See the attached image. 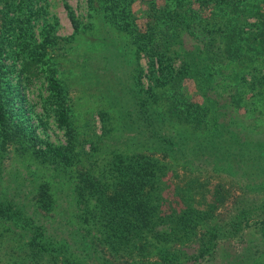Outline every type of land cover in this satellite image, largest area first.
Listing matches in <instances>:
<instances>
[{
  "label": "trees",
  "instance_id": "1",
  "mask_svg": "<svg viewBox=\"0 0 264 264\" xmlns=\"http://www.w3.org/2000/svg\"><path fill=\"white\" fill-rule=\"evenodd\" d=\"M137 1L86 0L84 20L63 0L74 31L61 36L41 19L50 0H0V264H264V201L231 213L235 184L202 175L264 190V124L246 104L264 105V0L150 1L144 28ZM34 79L65 143L32 122L21 85ZM90 108L100 133L79 129ZM9 153L36 169L6 171ZM54 213L75 228L54 232Z\"/></svg>",
  "mask_w": 264,
  "mask_h": 264
},
{
  "label": "rangeland",
  "instance_id": "2",
  "mask_svg": "<svg viewBox=\"0 0 264 264\" xmlns=\"http://www.w3.org/2000/svg\"><path fill=\"white\" fill-rule=\"evenodd\" d=\"M150 1H156L159 3H163V0H139L134 4V10L135 13L137 15L138 18V23L140 24L141 27H145L146 24L149 21V15H151L150 12ZM69 2L72 4L76 14L81 17L84 20H87V13H88V4L86 2V0H69ZM44 10L47 12L45 13V16H43L41 19H46L48 23H51L54 25V29L56 31L57 34L61 35V36H69L73 33L74 29L72 26V23L69 19L68 16V12L66 10V8L64 7V3L63 0H50V2L45 4V8ZM42 23V22H41ZM7 61L13 62V59H8ZM71 61H69V59L67 58H63L62 59V64L65 66V68H67V65L70 66ZM144 64H146V61L143 60ZM98 63L96 61H92L91 60V65L96 66ZM13 79H11V82L13 83L14 87H18V78H17V72L12 74ZM185 84H186V88L187 90L192 94V93H196V89L194 84L192 83V81H190L189 79H185ZM21 88L23 89L22 91L25 94L24 100L25 101V105L29 107V111L28 113L31 114L32 116V122L34 124L37 125V131L39 133V136L42 137L43 139H48L50 141H53L57 144L60 143H65L66 142V136H65V131L60 128L55 120V117L52 114H48L45 110H43L42 108V96L45 95L46 90H45V86L42 85V80L40 79H34L31 83L26 84L25 85V81L22 82ZM78 93L80 94V92L78 91ZM78 94V95H79ZM249 99V98H248ZM86 102V99H85ZM80 104V103H79ZM247 105H251L253 107H256V109H258L257 112H255L261 119H259L258 121L261 124H264V105L261 102H257V101H252L251 99H249L248 102H246ZM21 103L18 102L17 106H20ZM91 109V108H90ZM89 111V110H88ZM90 113H84L82 115V121H77V123L80 125L81 129V133H92L93 131H96L98 133L101 132V119L99 117L98 111L97 109L93 108L89 111ZM235 113L238 117L242 118V119H247L250 121V119H252V117H255L253 115H251L250 113H246V110L244 108H236L235 109ZM254 113V114H255ZM256 119V118H255ZM83 123L85 122H89L90 123V127H85L82 128ZM92 130V132H90ZM12 156V157H11ZM16 155H12V154H8V156H6L5 158L1 159L2 165L6 166L7 169H13L14 171L16 169H14V167H18L20 168V170L22 171V173L24 175H26L27 173L29 174V171H31L32 169H36L35 165H31V167L27 168L22 162L24 161L22 158H18L16 159ZM15 159H16V163H15ZM19 162V163H18ZM21 163V164H20ZM43 175L46 178L51 177L52 175L55 176L54 180H63V179H59V176H57L58 174L60 175L62 172L59 171L57 172L55 169L53 170V168L50 166L49 167H44L43 168ZM202 175H203V179L207 178L210 181V186H213L217 181H222L225 185L227 186H231V183L235 184V186H233V189H231L234 195V199H233V203L231 205H229V211H231V213L235 212V208L237 206L243 207V206H251V203L254 202L256 205L259 206V204L261 203V201H264V190L263 191H248V190H244L241 185H237V183L232 182L234 177L231 176L230 174L227 173H217L215 171L212 170L211 167H207L206 165L203 166L202 169ZM57 186L59 187L60 184L57 183ZM237 186V187H236ZM63 187H61L58 191L59 195L62 196V194H64ZM170 193L168 194V196L170 197V199H174V193L171 192V190L169 191ZM70 199L69 196H65L63 195L61 197V202L64 205L68 204V200ZM229 211H226L224 213V216H227V214L229 213ZM54 214H49V217H47L48 221L45 222L47 223L48 227L50 228H55L53 231L57 232V233H61L60 231H70L73 230L75 227L72 225V221H70V217L65 214V215H55ZM59 227V228H58ZM64 231V232H65ZM254 232V230H251V232ZM252 237H254L252 234L249 236L248 239H251ZM252 240V239H251ZM254 241H256V239H254ZM236 245L235 247L238 248H243L245 246V244L243 243H237V244H233ZM226 247L229 248L232 252H235V250L233 249L232 246H230L229 244H226ZM99 253H102L101 251H99ZM254 253H256V250L254 249ZM254 255V254H253ZM222 255L220 253L219 257L217 258V260H215L214 262L208 263V264H221L220 262L222 261ZM123 258H115V263L116 264H124L123 262ZM225 264V263H222ZM261 264V263H258Z\"/></svg>",
  "mask_w": 264,
  "mask_h": 264
}]
</instances>
